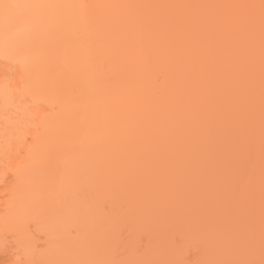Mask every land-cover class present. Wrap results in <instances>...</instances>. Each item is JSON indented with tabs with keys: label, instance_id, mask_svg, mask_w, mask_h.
I'll list each match as a JSON object with an SVG mask.
<instances>
[{
	"label": "bare ground",
	"instance_id": "bare-ground-1",
	"mask_svg": "<svg viewBox=\"0 0 264 264\" xmlns=\"http://www.w3.org/2000/svg\"><path fill=\"white\" fill-rule=\"evenodd\" d=\"M4 3L40 7L0 14V236L32 263L30 222L81 264H259L264 0Z\"/></svg>",
	"mask_w": 264,
	"mask_h": 264
},
{
	"label": "rangeland",
	"instance_id": "rangeland-1",
	"mask_svg": "<svg viewBox=\"0 0 264 264\" xmlns=\"http://www.w3.org/2000/svg\"><path fill=\"white\" fill-rule=\"evenodd\" d=\"M7 177L6 175H3V174H0V194H2V196L4 197V196H6V194H5V191H6V187L8 186V184L7 183H4L2 180L3 179H5V181H7L6 180V178H3V177ZM5 184H7V185H5ZM7 193H9V192H7ZM5 194V195H4ZM8 195V194H7ZM35 195H37V194H35ZM46 195V197H44V195H42V196H40L39 197V195H38V198L39 199H41V200H43L42 202L44 203V202H46V204L45 205H48L47 207L48 208H50L51 209V207L53 206V205H58L59 203L58 202H60V200L62 199V198H60V196L61 195H59V194H45ZM47 195H49V196H47ZM57 195V196H56ZM51 196H53L55 199H58L59 201H55L54 199L52 200L50 197ZM44 197V198H43ZM58 197V198H57ZM62 197V196H61ZM35 198H37V197H35ZM46 198H48V199H46ZM7 199V198H6ZM5 199V200H6ZM33 199V200H32ZM32 199H31V202H34L33 203V205H32V209H33V211L35 212V213H41L42 211V208H44V205L43 204H40V202H38L37 200L38 199H34V197H32ZM48 200V201H47ZM56 202V204L55 203H53V205H51L52 204V202ZM5 202V201H4ZM1 203H3V201H2V198H1V195H0V204ZM37 205V208L35 207ZM41 208V210H40V208ZM0 208H1V206H0ZM35 208H36V210H35ZM57 208V207H56ZM55 208V206H53L52 207V209H56ZM44 211V210H43ZM49 211H51V210H49ZM30 221H32V220H30ZM29 222V221H28ZM30 224V225H29ZM26 223V228L29 230V233L31 232H34V236H33V240L36 242V245L34 246V247H37L36 249V251L35 252H37V251H39V250H43V252L42 251H39V253L38 254H40V257H38L37 255L38 254H35V256H34V258H35V261H34V258H33V263L31 262L32 260V257H30V256H28L27 257V259H26V257L24 256L25 254H23L24 252H26L22 247V249L24 250V252H23V250L20 248V246H19V244H18V246L16 245L17 244V241H18V239H17V236L15 235V234H12V232H7L6 230H4V229H2L3 230V233H1V236H0V264H65V262L67 263V264H69V262H72V261H74V262H72V263H75V264H81V263H79V261H78V258H80V256H77V255H79V253L78 254H76L78 251H76L77 249L76 248H74V246H72L74 249L71 251V250H67L66 248V245H68V247H70V245H69V243H68V241H63L64 240V238L62 237V236H60V235H58L57 236V238H56V236H51V237H49V236H46L45 234L43 235V233L41 232V231H34L37 227H35V224L33 225L32 224V222H30V223ZM32 230V231H31ZM39 230V229H38ZM2 232V231H1ZM37 235H36V234ZM12 234V235H11ZM39 239V240H37V238ZM59 237H62L61 239L59 238ZM59 241V242H57V241ZM60 240H62L63 242H62V244L60 243ZM145 240H146V238H145V236H144V238H143V242L145 243ZM14 241H16V243L14 242ZM54 241V242H53ZM56 241V242H55ZM53 243V245H54V243H57V244H60L59 245V247H57L56 245V247H54L51 243ZM48 245H47V244ZM40 244V245H39ZM46 244V245H45ZM51 244V245H50ZM14 245H15V247H14ZM65 245V246H64ZM53 246V247H52ZM64 246V247H63ZM17 247V248H16ZM52 248V251H51V248ZM66 247V248H65ZM15 248H16V250H15ZM46 248V249H45ZM57 248H60L59 250L57 249ZM62 248H63V250H65V252L62 250ZM65 248V249H64ZM71 248V247H70ZM70 248H68V249H70ZM14 249V250H13ZM53 249H55V252H54V250ZM58 250V251H57ZM67 250V251H66ZM44 251H45V253H44ZM48 251V252H47ZM192 250H189V252H190V254L192 253L191 252ZM18 252H19V254H18ZM51 252V253H50ZM55 254L54 256H56L57 254H61V255H57L56 256V258H54V256L52 255L53 253ZM57 252H59V253H57ZM71 252V253H70ZM74 252H76V253H74ZM43 253V257H41V254ZM65 253V254H64ZM27 254V253H26ZM53 256H51V255ZM70 254V255H69ZM73 254H75V256L73 255ZM16 255V256H15ZM32 255V254H31ZM71 255H72V257H71ZM189 255V254H188ZM21 256V257H20ZM59 256V257H58ZM60 256L62 257L61 258V260H57V258L58 259H60ZM190 256L191 255H189V258H190ZM13 257V258H12ZM18 258V259H17ZM54 259V260H52V259ZM64 258V259H63ZM71 258V259H70ZM26 259V260H25ZM67 260V261H66ZM70 260H72V261H70ZM77 263H76V262ZM80 262H81V260H80ZM72 263H70V264H72Z\"/></svg>",
	"mask_w": 264,
	"mask_h": 264
},
{
	"label": "snow or ice",
	"instance_id": "snow-or-ice-1",
	"mask_svg": "<svg viewBox=\"0 0 264 264\" xmlns=\"http://www.w3.org/2000/svg\"><path fill=\"white\" fill-rule=\"evenodd\" d=\"M36 7H40V6L4 3V4H0V14H2L5 24L7 25L15 19L13 10L22 9V8H36ZM235 264H257V261L247 260L243 262H235ZM259 264H264V259L259 261Z\"/></svg>",
	"mask_w": 264,
	"mask_h": 264
}]
</instances>
